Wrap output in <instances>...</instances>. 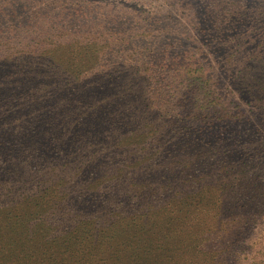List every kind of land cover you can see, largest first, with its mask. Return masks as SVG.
Masks as SVG:
<instances>
[{"label":"trees","instance_id":"obj_1","mask_svg":"<svg viewBox=\"0 0 264 264\" xmlns=\"http://www.w3.org/2000/svg\"><path fill=\"white\" fill-rule=\"evenodd\" d=\"M102 1L0 0V264H225L264 214L262 143L164 113L144 12ZM239 20L219 70L247 112L221 118L263 136L264 32L241 46Z\"/></svg>","mask_w":264,"mask_h":264},{"label":"rangeland","instance_id":"obj_2","mask_svg":"<svg viewBox=\"0 0 264 264\" xmlns=\"http://www.w3.org/2000/svg\"><path fill=\"white\" fill-rule=\"evenodd\" d=\"M102 4L119 11L133 8L144 12V18L128 19L135 23L134 34L145 37L144 45H148L142 58L160 69L161 81L156 89L161 87L164 93L156 97L165 100L164 113L176 116L184 130H191L211 144H220L224 139L225 143L239 140L242 145L250 138L256 139L262 143L264 161V127L263 136L253 135L242 128L240 121L229 118L224 123L221 118L226 114L225 107L237 112V108L231 110L235 103L247 112L248 100L238 88L229 85L219 70L224 60L218 58L225 53L231 59L233 49L228 45L237 43L233 41L238 30L237 22L234 24L237 17L238 23L244 21L241 46H246L251 38L263 36L264 19L260 22L249 18L254 8L263 6L261 0H103ZM220 28L230 30L221 32ZM206 77L210 84L203 90L200 86ZM253 229L225 264H264V214Z\"/></svg>","mask_w":264,"mask_h":264}]
</instances>
